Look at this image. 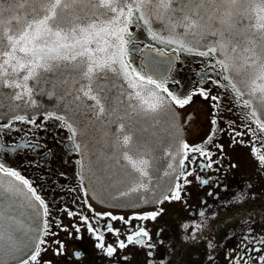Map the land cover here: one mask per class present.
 <instances>
[{
    "label": "flooded vegetation",
    "instance_id": "af4514ba",
    "mask_svg": "<svg viewBox=\"0 0 264 264\" xmlns=\"http://www.w3.org/2000/svg\"><path fill=\"white\" fill-rule=\"evenodd\" d=\"M130 32L129 47L141 50L126 59L137 71H147L143 64L145 50L155 72L165 76L167 86L176 95L185 97L193 89L205 87L211 96L219 98L215 107V102L201 96H194L183 109L174 105L184 129V142L211 153V159L218 163L202 169L201 163L207 161L199 153H189L184 170H190L192 175L186 184L181 180V199L115 207L99 203L89 193L79 168V154L69 140L71 134L56 114L48 118L46 113L32 114L29 117L36 118L35 125L15 122L12 128H0V163L18 171L48 205L49 234L43 237L46 244L38 264H260L259 258L264 256V244L259 243L264 240V165L259 156L264 155V130L223 79L224 71L213 55H194L154 39L135 17ZM215 80L219 85L210 82ZM4 123L7 118H0V124ZM13 143L30 146L4 150ZM180 171L177 168L176 176ZM175 184L174 179L172 186ZM161 208L155 220L132 219L130 224L96 215L111 213L128 219ZM68 212L76 215L69 216ZM81 217H87L92 227L100 229L105 245L118 246L122 240L127 243L130 232L144 227L156 246L149 249L132 243L109 257L96 247L97 240ZM109 223L119 235L106 231ZM195 224L200 228L193 238ZM184 225L189 226L187 230ZM161 240L163 244L158 242ZM56 241L65 246V254L57 255ZM254 248L261 250L253 251ZM76 253H81L79 258Z\"/></svg>",
    "mask_w": 264,
    "mask_h": 264
},
{
    "label": "snow or ice",
    "instance_id": "6c2138e0",
    "mask_svg": "<svg viewBox=\"0 0 264 264\" xmlns=\"http://www.w3.org/2000/svg\"><path fill=\"white\" fill-rule=\"evenodd\" d=\"M176 2L177 0H87L85 8L83 7L85 0H0V85L17 90L10 97V101L19 102L16 107H35L36 101L32 99L33 88L29 82L46 80L47 74L57 73L61 69L69 70L70 75L67 79L63 76L59 79L65 85L73 83L76 85L74 100L80 104L92 101L93 103L87 107L96 114L97 119L110 117L109 122L118 125L113 136L116 161L125 162L123 168L127 178L105 177L100 171L89 179V183L91 184L92 179H95L98 183L103 181L111 187L113 181H117L126 187V190L117 189L120 197L127 196L131 192L146 190L151 168L150 160L146 158L148 152L144 144L140 143L135 134L130 131L128 121L140 116H151L155 120L159 113L169 110L171 105L180 109L190 105L194 96H201L205 100L211 99L215 102L214 107L219 103V98L211 96L205 87L193 89L187 96L181 97L167 86L165 76L156 73L150 65L146 66L147 71L143 72L131 66L126 58L130 53L141 50L129 47L130 25L134 23V17L136 21L148 26L153 38H158L161 42H164V38L158 37L152 31L151 20L155 18L166 22L173 34V38H169L167 43L175 44L188 53L202 57L214 56L218 52L223 53L224 58L216 60V64L220 65L225 73L237 71L245 65L254 69L247 84L248 94L255 96L259 93L256 98L264 107V52L258 55L255 45L251 41L245 42L244 34L235 27L238 23L235 18L236 13L231 10L238 4L256 2V23L250 27L256 29L257 35L264 37V0H214L217 4L228 5L230 10L222 16L207 18L200 9L210 0H185L179 10L172 7ZM246 14L240 13V15ZM248 18L252 19L251 16ZM213 19H219V28H213L211 23ZM178 27L182 28L183 32L177 36L175 29ZM187 36L193 39H185ZM208 36H216L219 39L209 44ZM109 73L114 79L122 77L127 88L130 89L128 92L118 90L115 104L112 102V95L109 94L110 88H115V84L107 80ZM223 79L231 84L237 98L242 99L244 90L237 88L236 83L228 75H225ZM101 81L105 82L101 83ZM210 82L219 85V80ZM201 83H203V77H201ZM243 103L247 106L251 101L243 100ZM120 109L123 110V116L120 115ZM51 115L54 114L46 113V118ZM252 115H256L255 110ZM56 119L61 120L70 132L71 146L83 155L82 143L78 142L79 129L63 116L56 115ZM15 122L35 125L36 118L29 117L27 114H12L7 118V123L0 124V128H12ZM213 124H216L215 120ZM257 124L261 130H264V123L257 121ZM235 135L242 134L235 133ZM29 146L28 143L20 145L13 143L5 146L4 150L16 151L20 147ZM253 151H256L255 147ZM174 152L175 155L171 153L169 155L171 159L176 160L178 168L181 169L179 175L174 177L176 184L174 187L168 185L167 191L170 194H165V190H161L153 203L161 204L164 201L181 199L183 187L181 180L186 184L189 182L187 177L192 175L190 170H184L189 153H199L200 157L207 161L201 163L202 169L211 168L213 163H218L211 159V153L200 147H191L183 140H178V146ZM177 156H180L178 160ZM195 159L196 157L193 156L192 160ZM259 161L264 165V155L259 156ZM78 163L83 169V162L78 161ZM168 168L172 169L173 165L170 163ZM0 175L14 178L26 189L25 198L28 201V207L34 209L36 225L31 230L32 238L28 245L31 251L26 258L20 260L19 264H38L42 246L46 244L43 237L49 234V224L46 219L50 214L48 205L18 171L0 163ZM5 191L15 194L20 189L10 181ZM162 211L161 208L145 215H134L128 219L113 216L111 213L96 215L101 218L109 216L111 220H121L125 224H130L132 219L155 220ZM68 215L76 214L68 212ZM200 215L203 216L204 213L201 212ZM81 220L97 240L96 247L103 250L109 257L117 254L118 248L124 249L132 243L149 249L156 246L150 242L152 237L144 227H138L130 232L126 237L127 243L122 240L119 241L118 246L105 245V237L100 234V229L92 227L87 217H81ZM188 227L184 225L186 230ZM15 228L16 222L10 218L6 229L0 230V243L7 244L10 250L18 247L11 235ZM199 228V224L193 226V238ZM76 231L79 232L80 229L77 227ZM106 231L119 235L118 230L113 229L110 223ZM158 242L164 243L163 240ZM56 243L58 244L57 255L65 254V246L59 241ZM259 243L264 244V240H260ZM209 247L212 245L209 244ZM260 250L253 249V251ZM75 255L79 258L81 253ZM148 255L151 256L152 252L149 251ZM123 259L126 261L127 257ZM211 259L212 257L209 256V260ZM259 261L260 264H264V256L260 257Z\"/></svg>",
    "mask_w": 264,
    "mask_h": 264
},
{
    "label": "water",
    "instance_id": "95a60500",
    "mask_svg": "<svg viewBox=\"0 0 264 264\" xmlns=\"http://www.w3.org/2000/svg\"><path fill=\"white\" fill-rule=\"evenodd\" d=\"M184 2L185 0H177L172 5L173 9L179 10ZM83 7H87V0H85ZM256 9L257 3L253 2L238 4L231 10L236 13L235 18L238 20L235 27L244 34L246 43L251 41L255 45L258 49L257 54L260 55V53L264 52V37L257 35L256 29L250 27L256 23ZM229 10L228 5L217 4L214 0L205 3L200 9L206 18L209 16H222ZM241 12L247 14L240 15ZM249 16L252 19H249ZM211 23L213 28L220 27L219 19H213ZM144 26L149 31L148 26ZM151 29L158 37H163L166 43L169 38H173L168 24L160 19L153 18L151 20ZM182 32V28L178 27L175 29V35L177 36ZM185 39L192 40L193 38L187 36ZM196 39H199V37H196ZM217 39L219 37L208 36L207 42L211 44ZM143 55L145 69L147 70L146 66L150 65L155 71L149 63L148 54L145 50ZM214 57L215 60L223 59L224 54L218 52ZM253 71L254 69L245 65L237 71L224 72V76L228 75L236 83L237 88L244 90L245 94L241 100L251 101L247 105L248 112L252 115V112L255 110L256 115L253 117L260 123H264V107L261 106V101L256 98L259 93L255 96L248 94L247 84L251 79ZM69 75V70L61 69L57 73L47 74L46 80L40 82L30 81L29 85L33 88L32 99L36 101L35 107H16L19 102L10 101V97L17 90L0 85V117L8 118L12 114H27L29 116L40 113H53L65 117L79 129L78 142L82 143L83 155L80 152L78 154L79 161H82L84 164V168L82 169L79 163V168L86 181L89 193L96 201L115 207H141L155 204L153 201L156 195L161 190H165L166 194L168 192V185H172L174 177H176L178 165L176 160L171 159L169 154L175 155L174 149L178 146V140L184 141V129L180 123L179 114L175 106L171 105L169 110L159 113L155 120L151 116H140L139 118L133 117L131 121H128L130 131L135 134L140 143L144 144L148 152L146 158L150 160L151 168L149 169L146 190L131 192L127 196L120 197L117 189L126 190V187L117 181H113L111 187L103 181L98 183L95 179H92L91 184L89 183V179L100 171L103 172L105 177L124 176L125 179L127 178V174L123 168L125 162L116 161L113 136L116 133L118 125L110 123V117L97 119L96 114L87 107V105L93 103L92 101H85L84 104H80V102L74 100L76 85L74 83L65 85L59 79L60 76L67 79ZM107 80L115 84V88H110L109 93L112 95L113 104H115L118 90L123 92L130 91L122 77L114 79L112 74L109 73ZM104 82L101 81V83ZM119 112L123 116V110L120 109ZM176 159L178 160L179 156ZM170 163L173 165L172 169L168 168ZM10 181L12 184L17 185L20 191L15 194L5 191ZM25 193L26 189L23 188V185H19V182L15 181L14 178L0 175V230L6 229L10 218L15 220L16 228L15 231L11 232V235L18 244L16 249L10 250L7 244L0 243V264H17L21 259L26 258L31 251L28 245L32 238L31 230L35 227L36 220L33 215L34 209L28 207Z\"/></svg>",
    "mask_w": 264,
    "mask_h": 264
}]
</instances>
